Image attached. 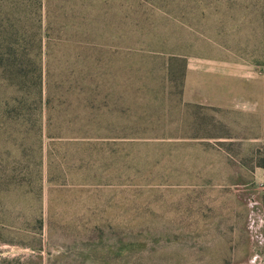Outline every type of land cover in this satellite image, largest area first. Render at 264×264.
<instances>
[{
  "label": "rangeland",
  "instance_id": "374dc122",
  "mask_svg": "<svg viewBox=\"0 0 264 264\" xmlns=\"http://www.w3.org/2000/svg\"><path fill=\"white\" fill-rule=\"evenodd\" d=\"M103 1L83 0L90 13H106L105 29L94 23L93 34L104 33L109 72L121 71L107 76L106 93L264 94V0ZM80 96L71 98L76 118L61 128L149 138L120 146L112 165L122 183L140 187H96L87 179L93 150L86 143L52 146L45 139L42 153L57 156L55 167L46 158L43 165L23 159L17 168H29L26 193L0 201V264L16 258L80 264L79 249L88 256L120 241L144 245L137 264H264L260 163H237L230 155L246 157L245 148L214 141L245 134L222 133L225 127L216 133L193 123V113L167 112L168 104L152 115L112 112L111 101L94 112ZM50 171L68 185L52 191Z\"/></svg>",
  "mask_w": 264,
  "mask_h": 264
},
{
  "label": "trees",
  "instance_id": "16d2710c",
  "mask_svg": "<svg viewBox=\"0 0 264 264\" xmlns=\"http://www.w3.org/2000/svg\"><path fill=\"white\" fill-rule=\"evenodd\" d=\"M80 1L0 0V163L6 164L0 169V201L10 200V195H17L20 190L26 193L24 185L29 168L21 171L17 168L23 159L30 164L38 158L43 165L46 158L50 160V170L55 167L57 156L53 152L47 156L42 153L45 139L52 146L86 143L93 150L87 164L92 174L87 179L96 187H140L133 181L122 183L120 169H113L112 165L118 163L115 155L122 145L133 146V143L149 138L110 139L98 130V133L90 134L80 129L61 128L76 118L71 112L72 96L81 95L86 110L101 112L108 96L126 95L122 91L106 93L107 76L115 78L121 72L120 69L109 72L111 57L107 54L105 39H102L104 33L93 34L94 23L105 29L106 13H90L85 2ZM134 79L140 78L137 75ZM130 94L159 96L172 93L136 89L127 95ZM97 117L98 114H94V119ZM93 123L101 125V121ZM35 148L41 154H34ZM67 170L65 180L70 179L72 165ZM53 176L50 171L52 191L68 185L65 184L68 181L59 184ZM143 247L140 243L120 241L103 250L91 248L88 256L82 248L79 249L82 252L80 264H137L135 253L141 252ZM38 260L16 258L10 263L44 264Z\"/></svg>",
  "mask_w": 264,
  "mask_h": 264
},
{
  "label": "crops",
  "instance_id": "0c3cea01",
  "mask_svg": "<svg viewBox=\"0 0 264 264\" xmlns=\"http://www.w3.org/2000/svg\"><path fill=\"white\" fill-rule=\"evenodd\" d=\"M107 102H113L112 112L123 114L125 112L136 113L138 111H146L152 115L153 113L160 112L162 106L167 105L166 111L179 113H193L196 115V123L204 127H225L222 133H241L246 136L239 137H221L216 138L214 141L217 143L230 144L232 148L239 146L246 149V157L240 153L235 157L233 154L230 157L237 163L246 162L247 164L254 163L255 159L258 160L260 166L258 168L260 178L259 180L264 184V94L258 93L256 95L250 94H207L202 93L198 95L182 94H169L159 96H146V95H114L106 98ZM148 103L142 105L140 103ZM151 103H158L153 105ZM160 108V109H159ZM163 109L162 111H164ZM251 118L248 124V118ZM194 118V116L192 117ZM138 122L136 118H133ZM134 122V123H135ZM243 126L237 129L230 130L234 126ZM200 132H210L208 130H200ZM210 142V139L202 140ZM242 150V149H241ZM228 156V154H226Z\"/></svg>",
  "mask_w": 264,
  "mask_h": 264
}]
</instances>
